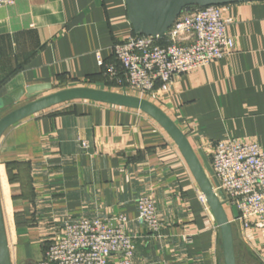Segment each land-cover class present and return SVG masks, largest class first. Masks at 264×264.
<instances>
[{
  "label": "crops",
  "instance_id": "1",
  "mask_svg": "<svg viewBox=\"0 0 264 264\" xmlns=\"http://www.w3.org/2000/svg\"><path fill=\"white\" fill-rule=\"evenodd\" d=\"M222 17L232 53L183 74L155 103L207 156L227 138L264 149V1L223 5ZM133 34L125 0L0 7V99L37 85L50 88L36 97L74 86L123 92L98 55L114 62L115 43ZM144 194L156 202L158 232L138 221ZM0 197L12 264H39L66 221L121 214L134 264H223L219 228L181 151L138 109L76 100L17 122L0 139ZM235 236L264 264V225L236 227Z\"/></svg>",
  "mask_w": 264,
  "mask_h": 264
},
{
  "label": "built area",
  "instance_id": "2",
  "mask_svg": "<svg viewBox=\"0 0 264 264\" xmlns=\"http://www.w3.org/2000/svg\"><path fill=\"white\" fill-rule=\"evenodd\" d=\"M16 0H0V7ZM223 5L193 8L181 14L162 37L133 35L115 43L114 62L98 55V63L108 76L128 93L140 97L167 93L185 73L220 60L232 53L234 41L226 33L222 17ZM161 41H164L161 42ZM89 147L86 141L83 148ZM210 163L224 191H214L227 206H235L238 216L229 215L234 227L241 231L264 225V149L256 142L237 138L218 141ZM201 200L208 210L206 196ZM138 221L152 232L162 228L155 200L149 195L137 199ZM127 215L115 221L105 218H82L66 221L48 243L39 264H134L136 243L128 235Z\"/></svg>",
  "mask_w": 264,
  "mask_h": 264
},
{
  "label": "water",
  "instance_id": "3",
  "mask_svg": "<svg viewBox=\"0 0 264 264\" xmlns=\"http://www.w3.org/2000/svg\"><path fill=\"white\" fill-rule=\"evenodd\" d=\"M264 0H125L127 17L136 35L162 37L173 26L177 18L193 8L211 5H226L238 2ZM50 86L18 88L0 99V110L14 106L23 97L26 103L0 116V139L5 131L17 122L52 107L76 100H91L111 105L138 109L151 116L174 140L189 166L202 193L206 196L219 228V245L223 264H238L235 229L230 221L225 202L214 191V185L225 198L224 191L214 173L211 163L202 149L196 150L177 123L157 104L126 91L114 92L102 88L74 86L51 92L41 97L38 93ZM233 215L238 216L235 206ZM0 264H12L4 214L0 197Z\"/></svg>",
  "mask_w": 264,
  "mask_h": 264
},
{
  "label": "rangeland",
  "instance_id": "4",
  "mask_svg": "<svg viewBox=\"0 0 264 264\" xmlns=\"http://www.w3.org/2000/svg\"><path fill=\"white\" fill-rule=\"evenodd\" d=\"M113 90H114V92H118V91L121 90V88L117 87V88H114ZM128 93L131 94V95L140 96V95H138V93H136L135 91H133V90H131V89H128ZM161 94H163V93H162V92H159V93H156V94H153V95H151V94H146L143 98L148 99V100H150V101L156 103V102H157V101H156V96H161ZM141 97H142V96H141ZM166 133H167V132H166ZM169 136H170V135H169ZM171 139H172V138H171ZM173 141H174V140H173ZM174 143H175V142H174ZM175 144H176V143H175ZM227 208H228V211H229V215L232 217V216H233V212H232L231 207L227 206ZM233 226H234V225H233ZM234 229H235V227H234ZM240 254H241L242 258H243V263H245L246 260H247V261H248L247 264H258L256 258L251 254V252H249V251H244V250L241 248V250H240ZM244 259H245V260H244Z\"/></svg>",
  "mask_w": 264,
  "mask_h": 264
},
{
  "label": "trees",
  "instance_id": "5",
  "mask_svg": "<svg viewBox=\"0 0 264 264\" xmlns=\"http://www.w3.org/2000/svg\"><path fill=\"white\" fill-rule=\"evenodd\" d=\"M133 35H136L135 33L133 34ZM161 42H163L164 43V41H161ZM208 157V159H209V161H210V157L209 156H207ZM227 210V209H226ZM219 238H220V235H219ZM238 246V245H237ZM237 259H238V264H243V258H242V256H241V254H240V248H238L237 247Z\"/></svg>",
  "mask_w": 264,
  "mask_h": 264
}]
</instances>
